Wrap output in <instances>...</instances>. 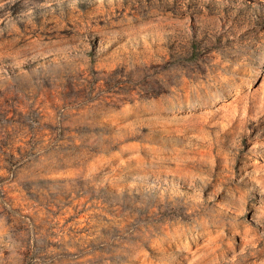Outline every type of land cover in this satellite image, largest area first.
I'll use <instances>...</instances> for the list:
<instances>
[{
	"label": "rangeland",
	"instance_id": "1",
	"mask_svg": "<svg viewBox=\"0 0 264 264\" xmlns=\"http://www.w3.org/2000/svg\"><path fill=\"white\" fill-rule=\"evenodd\" d=\"M0 264H264V0H0Z\"/></svg>",
	"mask_w": 264,
	"mask_h": 264
}]
</instances>
